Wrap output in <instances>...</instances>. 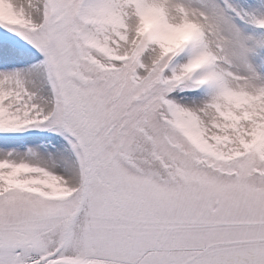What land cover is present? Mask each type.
Returning <instances> with one entry per match:
<instances>
[{"label":"snow or ice","instance_id":"6c2138e0","mask_svg":"<svg viewBox=\"0 0 264 264\" xmlns=\"http://www.w3.org/2000/svg\"><path fill=\"white\" fill-rule=\"evenodd\" d=\"M0 264H264V0H0Z\"/></svg>","mask_w":264,"mask_h":264}]
</instances>
